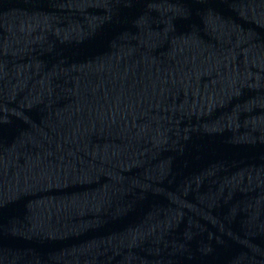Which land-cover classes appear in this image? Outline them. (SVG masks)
Listing matches in <instances>:
<instances>
[{
	"label": "water",
	"instance_id": "1",
	"mask_svg": "<svg viewBox=\"0 0 264 264\" xmlns=\"http://www.w3.org/2000/svg\"><path fill=\"white\" fill-rule=\"evenodd\" d=\"M264 206V0H0V250Z\"/></svg>",
	"mask_w": 264,
	"mask_h": 264
}]
</instances>
